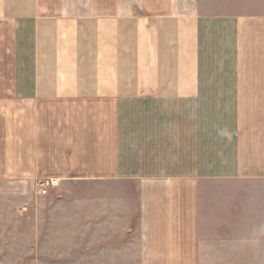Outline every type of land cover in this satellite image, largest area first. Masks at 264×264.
Listing matches in <instances>:
<instances>
[{"label": "crops", "instance_id": "crops-1", "mask_svg": "<svg viewBox=\"0 0 264 264\" xmlns=\"http://www.w3.org/2000/svg\"><path fill=\"white\" fill-rule=\"evenodd\" d=\"M251 2L214 16L208 0H0V264L81 254L64 231L95 223L84 185L108 191L111 262L264 264ZM40 178L56 180L42 197Z\"/></svg>", "mask_w": 264, "mask_h": 264}, {"label": "rangeland", "instance_id": "rangeland-1", "mask_svg": "<svg viewBox=\"0 0 264 264\" xmlns=\"http://www.w3.org/2000/svg\"><path fill=\"white\" fill-rule=\"evenodd\" d=\"M211 6L210 12L215 10H224V6H227V10H239L242 15H249L251 11V0H208ZM248 12V13H247ZM214 16L217 13H212ZM32 193L36 196V182L31 184ZM31 192V191H28ZM74 192V196H77L82 202L83 209L86 213L87 209H91L92 213L95 211V223H93L90 228L86 224L87 228L83 229L82 235L79 234L76 229L74 231H64V235H68L65 239L68 241L81 240L83 243L82 253L75 255L71 260L63 264H123L119 262H111L109 260L108 251V223L105 221L107 219V207H108V191L107 190H96L95 186L79 188ZM28 194V193H27ZM48 195V194H47ZM46 196V195H44ZM42 197V196H40ZM80 203V204H81ZM6 205V204H5ZM22 208L26 209V206ZM104 210V213L97 214L98 209ZM80 210V207H79ZM93 218V215L91 216ZM94 220V218H93ZM74 224V223H73ZM9 229H12L11 227ZM84 233V237L83 236ZM244 242L247 244L243 248H248L250 245V239H245ZM67 246V245H66ZM64 246L63 248H65ZM128 264H138V263H128ZM244 264H250L244 263Z\"/></svg>", "mask_w": 264, "mask_h": 264}, {"label": "built area", "instance_id": "built-area-1", "mask_svg": "<svg viewBox=\"0 0 264 264\" xmlns=\"http://www.w3.org/2000/svg\"><path fill=\"white\" fill-rule=\"evenodd\" d=\"M37 195L44 196L47 195L51 188L55 185L56 180L54 178H40L36 181Z\"/></svg>", "mask_w": 264, "mask_h": 264}]
</instances>
